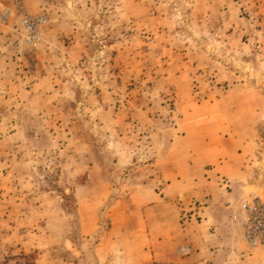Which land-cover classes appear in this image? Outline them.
Here are the masks:
<instances>
[{"label":"rangeland","instance_id":"rangeland-1","mask_svg":"<svg viewBox=\"0 0 264 264\" xmlns=\"http://www.w3.org/2000/svg\"><path fill=\"white\" fill-rule=\"evenodd\" d=\"M218 165L264 201V0H0V264H152Z\"/></svg>","mask_w":264,"mask_h":264},{"label":"crops","instance_id":"crops-1","mask_svg":"<svg viewBox=\"0 0 264 264\" xmlns=\"http://www.w3.org/2000/svg\"><path fill=\"white\" fill-rule=\"evenodd\" d=\"M200 171L193 188L183 193L187 202L200 205L187 207L190 213L184 223L157 239L149 251L152 264H264V247L251 250L233 220L235 208L250 200L249 195L239 199L230 190L235 185L232 179L225 185L224 166Z\"/></svg>","mask_w":264,"mask_h":264},{"label":"built area","instance_id":"built-area-1","mask_svg":"<svg viewBox=\"0 0 264 264\" xmlns=\"http://www.w3.org/2000/svg\"><path fill=\"white\" fill-rule=\"evenodd\" d=\"M233 220L242 230V238L251 250L264 247V201L259 197L240 202Z\"/></svg>","mask_w":264,"mask_h":264}]
</instances>
